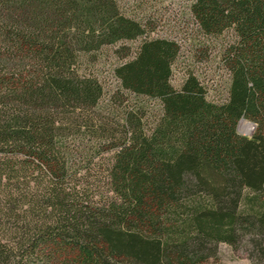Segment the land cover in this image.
<instances>
[{
  "label": "trees",
  "instance_id": "1",
  "mask_svg": "<svg viewBox=\"0 0 264 264\" xmlns=\"http://www.w3.org/2000/svg\"><path fill=\"white\" fill-rule=\"evenodd\" d=\"M188 12L220 41L222 101L192 73L175 88L179 45L117 0H0V264H207L220 244L264 264V0ZM140 38L108 96L99 52Z\"/></svg>",
  "mask_w": 264,
  "mask_h": 264
},
{
  "label": "rangeland",
  "instance_id": "2",
  "mask_svg": "<svg viewBox=\"0 0 264 264\" xmlns=\"http://www.w3.org/2000/svg\"><path fill=\"white\" fill-rule=\"evenodd\" d=\"M192 0H117L118 6L129 17L147 24L153 28L149 37L166 38L175 41L180 47L178 58L172 67L171 83L179 88L188 73L194 74L206 88L208 99L222 101L226 97L229 76L219 66L220 41L200 36L196 24L191 19L188 7ZM143 38L125 41L111 47H103L99 52L98 61L94 64L100 82L106 94L112 95L117 82L112 75V69L130 59L136 52ZM130 50V55L124 59L121 55ZM116 100V101H115ZM113 109L130 108L136 103L141 104L147 113L145 122L151 123L156 116L158 105L156 101L134 98L131 95L116 94ZM243 125H247L246 128ZM255 125L243 120L238 125V133L251 136ZM103 158L99 156V163ZM207 264H252L245 249L234 251L226 244L218 246L216 259Z\"/></svg>",
  "mask_w": 264,
  "mask_h": 264
},
{
  "label": "bare ground",
  "instance_id": "3",
  "mask_svg": "<svg viewBox=\"0 0 264 264\" xmlns=\"http://www.w3.org/2000/svg\"><path fill=\"white\" fill-rule=\"evenodd\" d=\"M243 126H245L246 128L248 127L247 125H243Z\"/></svg>",
  "mask_w": 264,
  "mask_h": 264
},
{
  "label": "water",
  "instance_id": "4",
  "mask_svg": "<svg viewBox=\"0 0 264 264\" xmlns=\"http://www.w3.org/2000/svg\"><path fill=\"white\" fill-rule=\"evenodd\" d=\"M242 121H243V120H242ZM242 121H241V122H242Z\"/></svg>",
  "mask_w": 264,
  "mask_h": 264
}]
</instances>
